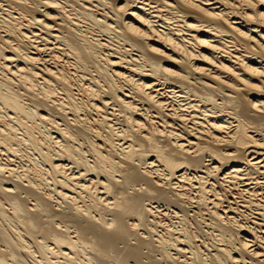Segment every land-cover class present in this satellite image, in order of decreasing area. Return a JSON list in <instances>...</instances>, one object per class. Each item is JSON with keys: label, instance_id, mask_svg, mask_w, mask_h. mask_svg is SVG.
I'll use <instances>...</instances> for the list:
<instances>
[{"label": "bare ground", "instance_id": "6f19581e", "mask_svg": "<svg viewBox=\"0 0 264 264\" xmlns=\"http://www.w3.org/2000/svg\"><path fill=\"white\" fill-rule=\"evenodd\" d=\"M0 264H264V0H0Z\"/></svg>", "mask_w": 264, "mask_h": 264}]
</instances>
